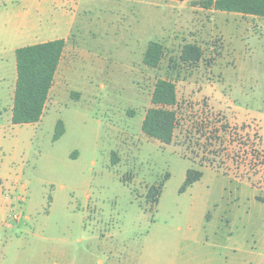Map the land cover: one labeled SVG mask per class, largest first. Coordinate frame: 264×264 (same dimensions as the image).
<instances>
[{
  "label": "rangeland",
  "instance_id": "obj_1",
  "mask_svg": "<svg viewBox=\"0 0 264 264\" xmlns=\"http://www.w3.org/2000/svg\"><path fill=\"white\" fill-rule=\"evenodd\" d=\"M202 1L0 0V264H264V17ZM68 23L49 106L13 124L14 49ZM159 78L175 84L170 144L141 130ZM202 118L229 126L227 174L183 154ZM189 168L202 176L180 192Z\"/></svg>",
  "mask_w": 264,
  "mask_h": 264
},
{
  "label": "trees",
  "instance_id": "obj_2",
  "mask_svg": "<svg viewBox=\"0 0 264 264\" xmlns=\"http://www.w3.org/2000/svg\"><path fill=\"white\" fill-rule=\"evenodd\" d=\"M200 6L204 9L212 8L264 17V0H203ZM64 47L65 40L58 38L15 49L16 82L11 116L13 124L35 123L41 119ZM162 54V44L149 41L143 55V63L156 68ZM201 55V48L189 43L183 46L181 58L193 63L198 61ZM150 102L151 106L145 112L141 130L150 138L163 144H170L174 139L175 131L181 125L174 82L157 79ZM211 122L213 123L209 118L192 121L191 125L184 129L183 140L179 143L184 146L185 157L197 161L200 166H210L227 174L223 165H226L229 156L227 152L229 126L227 122L210 125ZM64 130V123L58 119L53 140H57ZM115 162L116 158L112 157L111 163ZM201 176L200 169H187L180 192ZM154 192L156 188L152 187L151 193Z\"/></svg>",
  "mask_w": 264,
  "mask_h": 264
},
{
  "label": "crops",
  "instance_id": "obj_3",
  "mask_svg": "<svg viewBox=\"0 0 264 264\" xmlns=\"http://www.w3.org/2000/svg\"><path fill=\"white\" fill-rule=\"evenodd\" d=\"M40 1H42L43 3H46V2H48V1H50V0H40ZM169 1H171V2H173V3H181V2H183V1H185V0H182V1H179V0H169ZM204 9V8H203ZM235 13V12H234ZM252 16V15H251ZM71 23H68L67 24V26H66V31H65V36L64 37H62L64 40H65V44H66V41H67V38L69 37V35H70V32H71ZM58 38H60V37H51V38H45V39H42V40H39L38 42H36V43H39V42H44V41H48V40H53V39H58ZM32 44H34V43H32ZM31 45V44H30ZM16 48H18V47H16ZM15 48V49H16ZM15 49H14V54H15ZM63 54V53H62ZM15 65H16V63H15ZM59 66V65H58ZM58 69V68H57ZM56 72H57V70H56ZM55 75H56V73H55ZM55 75H54V78H55ZM15 82H16V78H15ZM51 89H52V87H51ZM51 89H50V91H49V93L51 92ZM14 90H15V86H14ZM12 93H13V97H14V91L12 92V90H10L9 91V103H8V105H9V109H10V117L12 116V107H13V101H12V103H11V100H13V97H12ZM48 97H49V95H48ZM49 106V103L46 101V104H45V108H44V111H45V109H46V107H48ZM43 116V115H42ZM42 118V117H41ZM40 121V120H39ZM39 121H37V122H35V123H38ZM28 124H34V123H28Z\"/></svg>",
  "mask_w": 264,
  "mask_h": 264
},
{
  "label": "built area",
  "instance_id": "obj_4",
  "mask_svg": "<svg viewBox=\"0 0 264 264\" xmlns=\"http://www.w3.org/2000/svg\"><path fill=\"white\" fill-rule=\"evenodd\" d=\"M18 217H19V214H17V213L12 215L13 219H17Z\"/></svg>",
  "mask_w": 264,
  "mask_h": 264
}]
</instances>
